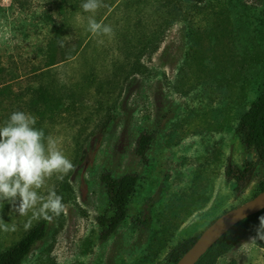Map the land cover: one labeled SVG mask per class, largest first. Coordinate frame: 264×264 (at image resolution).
I'll list each match as a JSON object with an SVG mask.
<instances>
[{
    "label": "rangeland",
    "instance_id": "374dc122",
    "mask_svg": "<svg viewBox=\"0 0 264 264\" xmlns=\"http://www.w3.org/2000/svg\"><path fill=\"white\" fill-rule=\"evenodd\" d=\"M83 3L0 0V66L19 69L18 77L41 69L43 83L65 96L61 116L71 121L43 130L74 164L62 181L52 176L38 190L46 196L53 188L62 197L59 217L25 229L31 211L20 216L0 201V254L44 226L23 264H157L251 201L264 183V164L236 133L264 92V27L254 32L258 14L249 9L257 0H102L95 14ZM91 15L113 34L93 36ZM144 132L156 139L147 166L137 155ZM247 162L257 167L239 195L226 170ZM107 172L142 180L127 224L103 242ZM255 235L256 229L218 264H264V249L251 243Z\"/></svg>",
    "mask_w": 264,
    "mask_h": 264
},
{
    "label": "trees",
    "instance_id": "16d2710c",
    "mask_svg": "<svg viewBox=\"0 0 264 264\" xmlns=\"http://www.w3.org/2000/svg\"><path fill=\"white\" fill-rule=\"evenodd\" d=\"M70 1L76 2L77 0ZM213 9L214 6L209 8L211 16L214 15ZM249 9L258 14L252 26L254 32L259 34L264 27V0H257V5L252 3ZM174 10L178 11V8L171 7V11ZM200 10L202 8L197 9V15H199ZM199 20L200 23L203 22L202 17H199ZM195 29L201 30L199 27ZM260 49L261 46L256 44L254 47V62L259 65ZM18 70L15 68L5 69L0 66V124H3L14 111H23L35 116L36 128L43 129L46 124L54 125L55 123L64 125L71 121L70 118L61 116V112L65 107V96L59 95L50 84L43 83L42 78L44 75L41 69L23 70L22 77H18ZM255 81L258 82V77ZM111 121L112 118L108 116L103 123V127L106 128ZM236 133L243 144L248 149L254 150L259 161L264 164V92L241 117ZM155 141L154 135L147 132L142 133L138 139L137 155L146 166L149 164L147 155ZM256 167L255 162H247L243 168L237 166L227 168V179L230 182H235L237 194L240 195L244 192ZM141 180L142 178L138 174H129L121 178H115L109 172L103 174L101 181L105 185L110 204L109 210L99 219V227L102 230L101 241L110 240L118 233L117 231L122 225L127 224L131 202L137 193ZM260 187V192L254 198L264 191V183ZM260 216H264V211L231 229L197 264H218L224 256L235 250L240 243L252 234L253 230L257 229ZM44 234V226H39L30 231L12 249L0 254V264H23L33 246L44 238ZM200 236L201 234H197L183 240L157 264H177L194 246ZM256 244L264 249L262 241H257ZM147 258L154 261L150 256ZM228 264H238V261L231 260Z\"/></svg>",
    "mask_w": 264,
    "mask_h": 264
},
{
    "label": "clouds",
    "instance_id": "9594fccd",
    "mask_svg": "<svg viewBox=\"0 0 264 264\" xmlns=\"http://www.w3.org/2000/svg\"><path fill=\"white\" fill-rule=\"evenodd\" d=\"M81 7L84 12L95 14L102 7V0H84ZM88 31L93 36L113 34V28L97 22L94 15L88 17ZM36 122L35 116L14 111L0 124V201H9L20 216L31 211L25 229L31 227L33 220H51L64 212L62 197L53 188L48 189L46 196L38 190L52 176L62 181L74 169L57 139L36 128ZM2 227L8 230L6 225ZM257 241H264V216L259 217L256 235L251 238V243Z\"/></svg>",
    "mask_w": 264,
    "mask_h": 264
},
{
    "label": "water",
    "instance_id": "95a60500",
    "mask_svg": "<svg viewBox=\"0 0 264 264\" xmlns=\"http://www.w3.org/2000/svg\"><path fill=\"white\" fill-rule=\"evenodd\" d=\"M264 211V191L246 205L220 216L200 236L194 246L177 264H197L200 259L231 229L248 218Z\"/></svg>",
    "mask_w": 264,
    "mask_h": 264
},
{
    "label": "crops",
    "instance_id": "0c3cea01",
    "mask_svg": "<svg viewBox=\"0 0 264 264\" xmlns=\"http://www.w3.org/2000/svg\"><path fill=\"white\" fill-rule=\"evenodd\" d=\"M263 242V244H264V241H262Z\"/></svg>",
    "mask_w": 264,
    "mask_h": 264
}]
</instances>
